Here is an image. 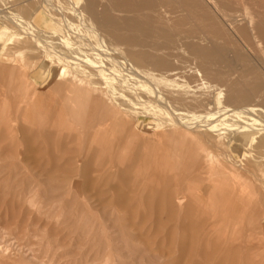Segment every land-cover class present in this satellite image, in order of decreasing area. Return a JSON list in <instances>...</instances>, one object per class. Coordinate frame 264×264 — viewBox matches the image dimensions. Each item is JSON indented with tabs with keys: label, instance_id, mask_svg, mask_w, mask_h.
Segmentation results:
<instances>
[{
	"label": "rangeland",
	"instance_id": "rangeland-1",
	"mask_svg": "<svg viewBox=\"0 0 264 264\" xmlns=\"http://www.w3.org/2000/svg\"><path fill=\"white\" fill-rule=\"evenodd\" d=\"M70 1L72 3H70ZM70 1L69 0H0V56L4 57V60L0 61V122H1L0 124V264H183L186 261L188 262L186 264H194L195 261H196V264H204L205 262H207L205 264H220L219 262H217L215 258L222 257V251L225 252L226 247H227V246L222 247L223 249L225 248V250H223L222 248L220 249V247L218 246L219 244L221 246V244L224 243V242H219V243L217 242L218 240L220 241L221 235H219L218 237L219 239L217 238V241L215 242L216 243L215 247H213V245L211 246V244H207L206 249L203 250L204 253L201 251L199 252V250H197V247L194 244H193L194 246L192 250L191 248H188L186 246L183 247V245H187V243H182V241L180 240L181 239L180 235L182 234V231L176 230L175 228H173L170 231L169 229L166 230V226L164 225L154 224L152 221V214L149 212H147L146 214L145 211H141L142 213H144L145 217L141 215L142 217L140 216L138 219L137 218L133 219V217L128 213L129 211L128 209H124L121 206H119V203L123 201V198L114 194L113 192L112 193L108 192V187H109L108 184H110L109 182L116 181L118 183L119 181H117L118 178L115 177L116 175L114 173L112 174V171L115 170V167L111 166L108 162V157H109L108 148L109 147L106 149L107 151L103 148L104 147L103 139L105 137H108V135H110L111 133L113 132L115 133L117 130L115 127H113L112 116L104 114L103 106L106 104L113 106L111 101L114 98H115L114 100L116 101L117 99L122 98L128 101H131L132 104L134 103L133 104V116L139 114L140 112V114H146L147 116L149 115L150 117L153 114L155 115V112H157L156 116L153 115L154 118H150L149 120L153 121L151 119H154V120L156 119L155 121L158 122L157 125L159 126H156L153 129H151L148 132L149 134H152L158 130L166 128L164 123L162 124V120L160 118L161 111L162 112L165 111L169 117L176 118L180 123H185L193 127L199 126L200 124H203V123L210 122L209 121L210 117L212 118L211 120L217 122V124L219 125L218 126L215 125L216 126L215 129L217 127L219 128L218 130H215L214 132L203 128V129H200L199 132L197 131L196 133L184 135L185 146L180 147L177 150L175 149L176 152L171 150L170 145L168 146L169 143L166 142L162 145L161 147L162 149L160 150L159 154H161L162 156H165L164 161H169V159L167 158H169L171 155H175L172 157L175 159L176 165L178 164L177 169H178L179 175H181L184 171L188 169L192 170V167L194 165V161L188 157L189 144L203 139L204 138L203 136L213 135L216 131H222V129H220L221 128L220 125L223 126L225 124H232V123H237V122L239 123L240 121L243 120L241 118L245 119L246 115L244 114L245 116L242 117L241 115L240 116L232 115V114L228 115L227 113L223 112V110H221V105L220 104L218 105L217 101L214 99L215 90L205 92L203 97L206 100H209L211 102L208 106L205 107V110H203L202 108H201L202 110L199 108H193V106L188 101H186L185 98L183 99L182 96L178 95L175 92L172 93L170 96H168V98H166L164 101H159V100L157 101L156 97L154 98V96L152 97L151 94L144 93V91L146 90V85H145L146 83L149 85H152L155 88H160L162 86L161 87L163 88L162 92L164 91V87L166 89L169 87L167 85H164V83H168V81L164 82V80H159L158 73L161 72L159 74H162L164 70L163 69H162L163 71L161 69L148 70L147 72L153 73L154 75V78L152 77L151 79H149L151 76L150 77L147 75L145 76V74L142 75V73H140L139 71H135L134 72L135 74H134L133 73L134 70L133 71L131 70L132 72L130 71V69L132 68H129V71H130L129 73V71L127 70V67H130V66L127 65L125 62L121 63V61H118V65H119L118 66L117 62L114 59H112V58L117 57V55L114 52H111L110 50L111 47L108 45V43L106 44L102 42L103 39H105L104 41L106 42L108 40L106 39L107 37L104 35V33L100 34V33L95 32L96 28L94 24L89 20L88 16H86L87 14L82 12L77 7L78 4L73 3L72 0ZM123 1L124 0H113V2H123ZM132 1L133 0H127V2H132ZM228 1L217 0L219 5L235 10L237 12V15L240 17V18L238 17V19L240 20L242 19V21L244 19L247 21L248 18L252 16L253 20H257L260 18V20L264 22V0L263 1L259 0V3L256 0H245V1L241 0L244 2H241L240 0H228ZM106 2L107 1L105 0H95L96 9L98 11L101 10V7L99 5L106 4ZM143 2L148 3L149 1L148 2L143 1ZM17 3L21 5L25 3L28 5L30 4V6L28 7L29 11L24 12L25 14H22L23 12L19 9L20 7L16 5ZM70 5L75 6L77 9L73 8ZM250 6L252 8H249ZM45 7L46 9L44 11L43 9ZM17 8L18 10L16 12ZM74 9L76 10L74 11ZM253 9H254V12H253ZM243 10L245 12H243ZM34 11L39 14V17H38L39 20H37L36 22H33L32 19L30 18V14ZM72 11L76 15L72 13ZM79 12L80 14H77ZM238 13H241V16ZM4 14L6 15L3 16ZM120 14L126 15V16L133 15V13L129 11H125ZM183 14H185V12ZM79 15L82 16L83 19ZM240 20H238L236 24L234 23L230 24V26H228L229 24L228 25L226 24L225 26L223 22L221 23L216 22L215 24V28L221 32L220 33L221 36L215 38L214 43L217 42L216 45H220V44L222 45V43H224L223 45H228L229 42H230L229 44H232L229 47L230 49L228 48V46L227 47L225 46L224 53L225 52L226 53L224 54V57L226 58V60L215 64V69H219L223 71L225 73L223 74L224 76L220 78H215V77L209 78V80L212 82L213 85H217V87H220V88L225 87V90H223L224 93H226V90L227 91L229 90V87L232 84V82L237 80L236 78H238L237 73L236 74L233 73V70L239 71L240 67L241 69L244 67V63H242L240 60L238 61L236 60L237 61L236 62L233 59L235 53H239V54L245 53L243 56H245L247 60V65H249L250 67H254L255 70L258 71V74H260L259 76L262 77L264 81V63H263L264 60L260 58L261 51L253 43L249 35V32L247 30L239 29L241 25V23L239 24ZM245 20L243 22H245ZM88 25H89V28H88ZM231 26L233 29L231 28ZM90 29H91V32L89 31ZM92 31L94 32V34ZM24 33L26 35L30 33L31 35L26 36ZM32 33H35V34H32ZM237 33H239V35H236ZM20 34L21 36H18ZM22 35H25L26 38H24L25 36L22 37ZM19 37H22L23 39ZM33 38L35 40L34 42H33ZM40 38L41 40H45L46 42L44 41V43L42 44L43 41L40 42ZM219 41L220 42L222 41V43H220ZM226 41H228L227 44H226ZM23 43L24 45L26 44L25 46H28V45L29 46L25 48ZM35 43H37L36 47L34 46ZM91 44H92V47H91ZM33 48L37 52L33 50ZM95 48L97 49L95 50ZM105 48L106 49L108 48V49L104 50ZM83 49L84 50L87 49V50L84 51ZM89 49L90 50L93 49L94 51H96V55L95 53H93L94 51H89ZM233 49L235 50L233 51ZM236 49L238 50V52L236 51ZM39 51L40 53H38ZM105 51H107L108 53ZM240 51H242V53ZM262 51L264 52V43L262 44ZM73 52L75 53L73 54ZM231 52L233 55L231 54ZM36 53L39 56H37ZM98 53H101V54H98ZM107 54H108V58L114 61L108 60L106 57ZM250 56H252L253 58H251ZM229 58H230L231 63L229 62ZM52 59H55V61ZM25 61H27L28 63ZM94 61H95V64H94ZM112 62L113 64L111 65L110 63ZM119 62L121 65L119 64ZM63 63L66 65H64ZM74 63L76 64L74 65ZM81 63L82 64L88 63V65L85 66L83 64V66H81L82 65ZM101 64L104 67H102ZM220 64H221V67H220ZM227 64L229 65L225 68V65ZM90 65H94V66H91V68L88 69ZM181 65H183L182 71L184 70L183 71L184 73L182 74L181 77L178 78V80H176V82L185 84L184 86L186 88L190 90H194L195 93L196 91L197 93L201 92V90L200 91L197 90L198 88H201L203 90L207 89L205 84L200 83L198 78L192 77V75L188 73V71H186L189 68L188 63H182ZM190 65L191 66L197 65V62L190 64ZM230 65L231 67L229 68ZM120 66L122 67L124 66L122 70ZM77 67H79V69ZM67 68H69V70ZM97 68L98 70L103 68L104 72L102 73L103 69H101L102 71L100 70L101 72L100 71L97 72L96 71ZM31 70H32L31 72L32 74L36 70L37 72L36 76L38 77H40L41 75H44L46 80L43 79V81H38L39 80L38 77H35L34 75L32 77H29ZM51 70H53L54 72V77H50ZM90 70H93V71H90ZM62 71H65L64 76H62L63 75ZM80 71L82 74L80 73ZM94 71L96 73H94ZM76 72L77 74L75 75ZM91 72L94 73L95 75L92 74L93 75L92 77L84 76V73L86 75L88 74L91 75ZM155 72L157 74H154ZM131 73L133 74L131 75ZM70 74L71 76H74L77 79L79 78L83 79V83L79 87L84 86L86 89H89L90 86L88 83H93V81L96 82L94 83L95 86L97 85V83H100V86L101 84H103L102 85L103 88L98 86L99 84L96 86L95 88L96 91L93 93L94 98H92L93 95H91L90 98L88 97L89 99L86 102L84 100H82L81 102H78V100L75 101V104H74L75 106L79 107L80 105H82L80 106L82 108V111L77 114L70 113L69 111V107L73 105L72 101L74 99L73 97L75 94L74 89L77 88L76 81H72L69 79L71 77ZM81 75L86 77L85 78L86 81ZM133 75L134 76L136 75V77H133ZM94 77L95 78L97 77V78L95 79ZM163 77L167 78L166 76H163ZM128 79H130L131 81H129ZM146 79L147 80L149 79V80L146 81ZM242 80L244 81V79ZM136 82H138L139 84ZM132 84H134V86ZM241 84L244 85L243 86L244 88L247 87L246 85L247 83H241ZM53 87H55V89ZM105 87H107L106 89L109 94L106 92ZM142 87H145L144 88L145 90L141 89ZM69 90L70 91L73 90L72 94L73 93L74 94L72 96ZM127 90H129L128 91L129 93L127 92ZM64 94L66 95L63 97ZM37 95H38V98H37ZM112 95L114 96V98H112L113 97ZM34 98H37L39 99V101H41L40 104L42 103V106L44 107V108L42 107L43 111H46L47 117L45 119L42 118L43 117L42 115H44L43 111L40 112L38 115L39 117H37L36 115L37 112H36L34 114V122H33L34 126H31L29 124L23 123L22 118H21V113L25 109V107H27L28 104ZM59 98H62V99L59 100ZM66 99L67 101L69 100L67 103V107L65 106V104H63V102H65ZM70 99H71V102H70ZM53 100L54 102H52ZM96 100L99 102H93ZM9 102L11 105L10 104L8 105ZM88 102L89 103L93 102V103L91 105V104H88ZM88 106H91V108H89ZM162 108L164 109V111ZM9 109L11 112L9 111ZM87 109L88 110L90 109V113L93 111L94 112L90 114ZM218 109H220L221 111L219 112ZM19 110L21 111L20 113H19ZM87 112L89 113V116H87L88 114ZM221 112L224 113L223 117H225V114H226V117L228 119L226 117L225 118L227 120L225 118H222ZM61 113L65 115L62 114V116H60ZM209 113H213L214 116ZM54 114L56 116H54ZM254 114H258V115H254ZM254 114L248 115L246 119L244 120V121L247 120L250 124L251 122L252 124L254 123L253 125L251 124L253 127L255 125V121L258 122L257 119H260V121L264 119L261 113L255 112ZM218 115H220L222 119L218 118L220 117ZM231 115L235 116L233 118L237 122H235V120L233 121V118ZM67 117L69 118L67 119ZM236 118H239V119H236ZM86 119L88 120L86 121ZM98 119L99 121H97ZM224 119L226 120V122L229 120L230 123L229 122L226 123ZM44 120L47 123L48 127L46 129L40 130L38 126ZM90 121L91 122L93 121V123L95 121L97 122H95L94 124H91ZM159 121H160V124H159ZM220 122L222 124H220ZM51 123L52 124L57 123L58 128L57 127L56 128L58 130H55L56 129L55 127L52 128ZM142 123L150 124L148 122V119ZM2 124H5V126ZM85 125L86 126L88 125L87 127H89V129ZM84 126L87 128V130L85 129ZM19 127H21L22 129H20ZM65 128L67 130L70 129L72 131L75 130L79 132L81 136L80 140L78 141L79 144L81 145V147L91 145L92 149L94 150V155L96 156L98 154L100 155V152L103 150L100 155V157L101 156L103 157L102 160L101 158L96 161L92 160L91 161L92 163L89 166L91 169L87 168L85 165H82L83 164L82 157H80L78 162L75 163L73 161L74 157L70 152V149L72 148L73 144L75 145V142L72 140L71 131L69 130L70 132H67ZM226 129L227 127L223 130H226ZM82 130H84L85 132ZM56 131H57V134H59L60 140L62 142L60 146L59 144L54 143V135H51L50 137L48 135L49 132L56 133ZM143 131L144 130H142V132ZM172 131L174 130L172 129ZM92 132H95L97 134L96 136H98L99 140L96 143L89 144L90 143L89 140H90V136ZM174 132H177V131H174ZM229 132L230 130L227 129V132L225 131L224 136L228 137L230 134ZM82 133L84 136L82 135ZM143 133H146V131H144ZM38 134L39 135L42 134L41 135L42 137L38 136ZM252 134L256 136L253 137ZM252 134H251L252 139L250 137V134H249V137L248 135H245L243 136V140L234 144V146H236L238 149L237 150L238 154H240L241 163H245L246 161L249 160L248 154L252 152L250 150L253 148V145H254V143L252 142L256 141V140L254 141V138L255 139L259 138V136H257L259 134L258 133L256 134L255 130ZM43 137L44 139L42 140ZM31 138H33V140ZM82 138H84V140ZM9 140H11V142ZM25 140H28V141H25ZM44 140H46L48 143L46 141L44 142ZM224 140H226V138H224ZM82 141H84L85 144ZM26 143L27 145L25 146ZM40 144H43V145H40ZM166 144L167 146H164ZM27 146L29 147V150ZM31 150L32 152H30ZM64 152H67V153H64ZM45 154L47 155L44 156ZM252 155H253L252 158H254L255 161L256 160L259 161L257 155H255L254 153ZM178 156L180 157L179 160H178ZM221 156H222V153H218L219 160L224 161L223 163L226 165L227 169H229L230 171H234V170L239 171L242 176L245 175L244 179H248V183L251 185L247 188L248 194L242 195L241 192L234 191L235 193H234V196L232 197L233 201L236 202L237 205L239 206L243 205L245 207L244 208L245 211L243 213L244 214L243 220H246V221L243 223L244 230L241 233L242 237L245 239L243 240L244 242L241 241V245L242 247L243 246L247 247L245 248L246 250L243 251V254L241 252L242 249L240 251H236L235 253L236 257H235L234 263L235 264H241V263L242 264H264V245H262L264 244V239H263L264 237V228H263L264 227V218H263L264 217V204H261V203H264V201L262 200L264 198V195H263L264 193H261L264 191V188L263 186L261 185L259 186L258 183H255L253 181L255 179H258L264 173V168L263 169L257 168V167L250 168L249 172L250 173L252 172V173L250 174L248 172V174L250 175L249 176L247 175V173L245 174V170L243 168L241 170V168H238L237 166H233V164L229 163L227 159L226 161ZM61 157H64V158H61ZM46 161H48L50 164H48V162ZM66 161L69 163V165L67 164ZM54 163L55 164L57 163V165H55ZM70 163L72 166L70 165ZM106 164H109L108 167L110 168H107ZM54 166L56 169L53 168ZM103 166L105 167L104 168L105 171L102 168ZM99 168L102 169L101 171H103L102 176L104 180H106V183L105 181L100 182V180L97 178L99 177V175H95V174H99L98 171L102 174V172L98 170ZM111 168L112 169L114 168V169L112 170ZM85 169L87 170L85 171ZM84 171L86 172V174H84ZM77 172H78V175L76 174ZM254 172L256 173L253 174ZM84 175H86V177H84ZM88 175L92 176V179L94 180V181L90 180L92 181V184L89 181ZM161 177L162 176L160 175H155V179L157 181H160ZM252 184L257 185L255 186L260 189V190L258 189V192L260 193H258L257 191L255 192L253 191ZM94 185H96V187L93 188ZM50 186H52L53 188ZM29 187H30V190L28 189ZM95 188L104 190L105 194H103V196L101 195L98 196L96 194L94 195L93 190ZM26 189L29 191H27ZM89 193H92V194H89ZM256 194L258 195V197ZM259 195L261 196V199ZM238 198H240L241 200L240 201L237 200ZM207 200L208 199L203 200L204 202L203 204L205 205L206 203L205 206L208 205L205 209L206 211L204 210L205 214H203V217L206 219H210L213 213H217V209H219V211L216 216L220 215L221 210L219 206H214L215 207L214 209L213 205H210ZM261 200L262 202L260 203ZM253 201L255 202L253 203ZM130 204H132L133 206L132 208H134L136 205V200H132ZM207 208H208V211H207ZM117 215L119 217H114ZM120 215H123V216H120ZM207 215H209L210 217H208ZM128 217H132V218L129 219ZM163 217H164V213L161 214L160 218L163 219ZM114 218L116 219L119 218V219L114 221ZM93 219H95L96 221L94 220L95 221L94 222ZM110 221H113V222L111 223ZM144 221H145V224H144ZM93 222L96 225H94ZM233 223H235V221H232V224ZM112 224L113 225L116 224L115 225L116 227L112 226ZM102 226L103 227L105 226L104 229H102L103 228ZM117 226H120V228H118ZM232 226H234L233 228L236 229L235 225H232ZM252 226L254 228H252ZM113 229H115L116 231ZM118 229H121V230H118ZM235 229H232L231 227V229H229V232L230 230L231 232L235 231ZM248 231H250L253 235H251L250 232L248 233ZM169 232H171L172 234H170ZM246 233L249 234V236L251 235V238ZM170 235L171 237H168ZM254 238L255 239L257 238V239L254 240ZM257 240H259L260 242L257 243ZM236 243L237 242H235V244ZM259 243L261 244V246L259 245ZM190 245L192 246V244ZM212 247L213 248L219 247V249L215 250ZM260 247L263 249H261ZM189 249H190V253H188ZM232 249H233V246L231 245L229 250L232 252L234 250ZM254 249L255 250L257 249V250L255 251ZM259 250L262 256L259 254ZM193 251H194V254H193ZM208 251L210 253L209 255L211 256L213 253V256H212L213 258L211 256L209 257L207 253ZM187 253L188 255L193 254L196 256L194 258L195 261L193 263L192 261L194 260L193 259L194 256L193 255L190 256L193 259V260H190L191 258L186 257ZM206 253H207V256H205ZM241 254L243 255V257ZM198 255H201L202 257ZM185 258L187 259L186 261L184 260ZM201 258L205 259L204 262H203V259ZM222 258H220L221 259L220 261L222 262L221 264H234V263H231V260H229L230 258L229 259L226 258L227 260L222 259ZM240 260H241V263H240Z\"/></svg>",
	"mask_w": 264,
	"mask_h": 264
},
{
	"label": "bare ground",
	"instance_id": "bare-ground-1",
	"mask_svg": "<svg viewBox=\"0 0 264 264\" xmlns=\"http://www.w3.org/2000/svg\"><path fill=\"white\" fill-rule=\"evenodd\" d=\"M72 1L75 4H78L77 7L82 12L87 14V15L86 14L85 15L88 16L89 20L94 24V26L96 28L95 32L100 33V34L104 33V35L107 37V38L106 37L105 38L108 40L105 42L104 41L105 39H103L102 42H104L106 44L108 43V45L111 47L110 48L111 52H114L117 55V57L112 58L117 62V65H118V61H121V63L125 62L127 65L130 66V67H127V65H126L128 71H129V68H132V69H130V71L134 70L133 73L135 71H139L140 73H142V75L145 74V76L146 75L149 77L151 76L149 79H151L152 77L154 78V75H153V73L147 72L148 70H158V69L164 70V72L162 74H159V73H161V72H159L158 76H159V80H164V82L168 81V83H164V85L169 86L167 89L164 87V91L166 93L164 91L162 92V90H163V88H161L162 86L160 88H155L152 85H149L146 83L145 84L146 90L144 89L145 87L141 88V89H144L146 91L145 92L143 90L144 93L151 94L152 97L154 96V98L156 97L157 101L158 100L164 101L166 98H168V96H170L172 93L175 92L178 95L182 96L183 99L185 98V100L188 101L193 106V108H199V109L202 108L203 110H205V107L208 106L211 102L209 100H206L203 96H204L205 92L215 90L214 99L217 101L218 105L219 104L221 105V110H223V112L227 113L228 115L229 114L237 115V116L241 115L242 117L246 115V117H247L248 115H252L255 112H259L262 114V117H264V81H263V78L259 76L260 74H258V71H256L254 67H250L249 65H247V60H246L245 56H243L245 53H243V54L235 53L234 54L233 59L235 61L240 60L242 63H244V67L242 69L240 67L239 71L233 70V73H235V74L237 73L238 78H236L237 80L232 82V84L229 87V90L228 91L226 90V93H224V91H223V90H225V87H223L224 89L221 87L222 88L221 89L220 87H217V85H213L212 82L209 80L210 77L220 78V77L224 76L223 74H225V73L223 71H221L219 69H215V64L218 62L226 60V58L224 57V54L226 53V52L224 53L225 46L226 47L228 46V48H229L230 45H232V44H229L230 42L228 43V45H223L224 43H222V41L221 42L219 41L220 43H222V45L221 44L216 45L217 42L214 43L215 38L221 36V34H220L221 32L215 28V24H216V22L217 23L223 22V24H225V26H226V24L227 25L229 24L228 26H230V24H233V23L236 24L238 22V20H240V19H238L239 16L237 15V12L235 10H232V9L227 8L225 6L219 5L217 0H133L132 2H127V0H124L123 2H113V0H105V1H107L106 4L99 5L101 7V10H99V11L96 9L95 0H72ZM143 1H145V2L149 1V2L144 3ZM226 1H228V0H226ZM244 1H241V2H244ZM256 1H258V3H259V0H256ZM108 2H109V4H108ZM22 3H24V2H22ZM70 3H72V2L70 1ZM16 5L18 7H20L19 9L23 12L22 14H25L24 12L29 11L28 7L30 6V4L28 5L25 3V4L21 5V4L17 3ZM237 5H239V4H237ZM70 6H72L73 8H76L73 5H70ZM247 6H248V4H247ZM242 7H243V5H242ZM249 8H252V7L250 6ZM45 9H46V7L43 10L45 11ZM71 9H70V11H71ZM76 9H74V11ZM17 10H18V8L16 9V12H17ZM31 10H30V12H31ZM249 10H251V9H249ZM35 11L32 12L31 14L29 13L30 18L32 19L33 22H36L37 20H39V18H38L39 14L36 13ZM125 11L132 12L133 15L132 16H126V15L120 14V13L125 12ZM184 12H185V14H183ZM243 12H245V11L243 10ZM253 12H254V9H253ZM72 13H74V12L72 11ZM77 14H80V12ZM238 14H240V16H241V13H238ZM5 15L6 14H4L3 16H5ZM18 16H20V15H18ZM80 17H82V16H80ZM84 18H85V16H84ZM255 18H256V16H255ZM82 19H83V17H82ZM240 21H239V24L241 23V25H240L239 29L240 30H247L249 32V35H250L253 43L261 51V57L260 58H262L264 60V52L262 51V44L264 43V22L262 20H260V18L257 20H253L252 16H250L247 21L245 20V22H243L242 19ZM23 22H24V20H23ZM26 26H28V25H26ZM88 28H89V25H88ZM231 28H232V26H231ZM91 29H93V28H91ZM91 29L89 30L90 32H91ZM26 30H28V29H26ZM32 34H35V33H32ZM93 34H94V32H93ZM25 35H22V37H24ZM27 35H31V34L28 33ZM102 35H100V36H102ZM236 35H239V33H237ZM18 36H21V34ZM26 36L24 38H26ZM22 37H19V38H22ZM79 37H81V36H79ZM93 37H95V36H93ZM34 41L35 40L33 38V42ZM41 41H43L42 42V44H43L45 40H41V38H40V42ZM79 41H80V39H79ZM227 42L228 41H226V44H227ZM36 44L37 43H35V45H34L35 47H36ZM23 45H24V43H23ZM28 46H25V48ZM91 47H92V44H91ZM104 47H106V46H104ZM233 47H234V45H233ZM34 48H33V50L36 49V48L35 49ZM41 49H43V48H41ZM96 49L97 48H95V50ZM99 49H100V47H99ZM107 49L105 48L104 50H107ZM247 49H249V48H247ZM74 50H76V49H74ZM86 50L87 49H85L84 51H86ZM234 50L235 49H233V51ZM44 51H46V50H44ZM89 51H94V50L89 49ZM231 51H232V49H231ZM236 51L238 52L237 49H236ZM105 52H107V51H105ZM108 52H109V50H108ZM228 52H229V50H228ZM240 52L242 53V51H240ZM38 53H40V51ZM74 53L75 52H73V54ZM93 53H95V55H96V51H94ZM98 54H101V53H98ZM231 54H232V52H231ZM37 56H39V55L37 54ZM106 57L108 60H110L108 58V54L106 55ZM250 57L253 58L252 56H250ZM60 59H62V58H60ZM78 59H79V57H78ZM107 59H106V61H107ZM247 59H248V57H247ZM2 60H4V57L0 56V61H2ZM52 60L55 61V59H52ZM114 60H112V61H114ZM25 62H27V61H25ZM195 62H197V65H194V66L190 65V64H193ZM229 62L231 63L230 58H229ZM52 63H53V61H52ZM99 63H101V62H99ZM182 63H188L189 68L186 71H188V73H190L192 75V77L198 78L200 83L205 84L207 89L203 90L201 88H198L197 90H199V91L201 90V92L197 93V91H196V93H195L194 90H190V89L186 88L184 86L185 84L176 82V80H178V78L181 77L182 74L184 73L183 72L184 70L182 71V69H183L182 66L184 64L181 65ZM34 64H32V65H34ZM75 64L76 63H74V65ZM83 64L81 66H83ZM94 64H95V61H94ZM102 64H101V66H102ZM110 64L112 65L113 62ZM119 64H120V62H119ZM64 65H66V64H64ZM84 65L85 66L88 65V63L87 64L85 63ZM228 65L229 64L225 65V68ZM231 65L229 66V68L231 67ZM245 65H247V66H245ZM91 66H94V65H90V67L88 66L89 68L88 67L87 68L90 69ZM240 66H242V65H240ZM102 67H104V66H102ZM120 67L122 70L123 67L122 66H120ZM220 67H221V64H220ZM77 68L79 69V67H77ZM94 68H93V70H94ZM67 69L69 70V68H67ZM101 69H103V68H101ZM93 70H90V71H93ZM100 70H98V68L96 69L97 72ZM237 70H238V68H237ZM81 71H80V73H81ZM130 71H129V73H130ZM31 72H32V70L30 71V76L28 75L29 77H32L33 75L35 77H38V76H36V73H37L36 70L33 74ZM103 72H104V69H103L102 73ZM112 72H113V70H112ZM116 72H117V70H116ZM50 73H51V75L49 74L50 77H54L53 70H51ZM64 73H65V71H62V74H63L62 76H64ZM94 73H96V72L94 71ZM94 73L91 72V75L90 74L86 75L84 73V76H86V77L91 76L92 77L93 76L92 74H94ZM133 73H131V75ZM5 74H7V73H5ZM66 74H67V72H66ZM76 74H77V72L75 73V75ZM122 74H123V72H122ZM154 74H157V73L155 72ZM72 75H73V73H72ZM59 76H61V75H59ZM70 76H71V74H70ZM81 76L84 79L86 78L83 75H81ZM163 76H166L167 78H164ZM91 77H89V78H91ZM118 77H120V76H118ZM133 77H136V75L135 76L133 75ZM129 78H131V77H129ZM38 79H39L38 81H43V79H45V76L41 75L40 77H38ZM69 79L72 81H76V83H77L76 84L77 88L74 89L75 94L73 93L74 94V97H73L74 99L72 101L73 105L69 107V111H70V113H74V114L76 113L77 114V113L82 111V108L80 107L82 105H80L79 107L75 106L74 105L75 101H77V100H78V102H81L82 100H84L85 102L88 101L90 96L93 95V93L96 91V89H95L96 86L98 84H99L98 86H100V83H97L96 86L94 84L96 82H94V81H93V83H88L90 87H89V89H86L84 86L79 87L83 83V79H81V78L77 79L74 76H71ZM115 79H117V78H115ZM242 79H244V81ZM87 80H89V79H87ZM128 80L131 81L130 79H128ZM148 80L146 79V81H148ZM155 80H156V78H155ZM85 81H86V79H85ZM90 81H92V80H90ZM100 82H101V80H100ZM154 82H156V81H154ZM65 83H66V81H65ZM136 83H138V82H136ZM241 83H247L246 84L247 87L244 88L243 87L244 85ZM56 84H58V83H56ZM66 85H67V83H66ZM102 85L103 84H101L100 87H102ZM105 85H106V83H105ZM132 85L134 86V84H132ZM53 88L55 89V87H53ZM102 88H100V89H102ZM106 88L107 87H105V89ZM133 88H132V90H133ZM102 90H104V89H102ZM129 90H127V92ZM64 91H65V89H64ZM72 92H73V90L70 91L71 96L73 95ZM106 92H107V89H106ZM136 93H137V91H136ZM113 94H115V93H113ZM65 95L66 94H64L63 97ZM103 96H105V95H103ZM109 96H111V95H109ZM22 97H24V96H22ZM37 98H38V95H37ZM37 98H34L28 104V106L25 107V109L22 111L21 118H22L23 123L34 126V123H33L34 122V114L37 112L36 115H37V117H39L38 116L39 113L43 111L44 107L42 106V103L40 104L41 101H39V99H37ZM92 98H94V95ZM112 98H114V96ZM57 99H58V97H57ZM60 99H62V98H59V100ZM71 99H70V102H71ZM113 100L111 101L113 106H110L107 104L104 105L103 106V112L105 115H111L112 116V118H113L112 124H113V127H115L117 131L115 133L114 132L111 133L110 135H108V137H105L103 139V141H104L103 142V144H104L103 148L106 150L109 147L108 148L109 149L108 162L111 166L115 167V170L112 171V174L114 173L116 175L115 177L118 178L117 181H119L118 182L119 185L116 181H112V182L110 181L109 182L110 184L107 183L109 186L108 192H111V193L113 192L114 194L123 198V201H121V203H119V206H121L124 209H128L129 210L128 213L133 217V219H135V218L138 219L141 215H143L145 217L144 213L141 212V211H145L146 214H147V212L152 214V221L154 224L164 225V226H166V230L169 229L171 231L173 228H175L176 230L182 231V234L180 235L181 236L180 240L182 241V243H187V245H183V247L186 246L188 248H191V250H192L193 246L195 245L197 247V250H199V252L200 251L203 252V250L206 249L207 244H211V246L213 245V247H215L216 246L215 242L217 241V238L219 237V235H221L220 241L218 240L217 242L218 243L224 242V243L221 244V246H220V244L218 246L220 247V249L224 246H227L228 249H227V247H226V250H225V248L224 249L222 248L223 250H225V252L222 251V257L223 258L220 257L221 255L219 257L222 259H226V258L229 259L230 258L229 260H231V263H234L235 257H236V255H235L236 251H240L242 249L241 252L243 254V251L246 250L245 248H247V247L243 246L244 247V249H243V247L241 245V241L244 242L243 240L245 239L241 235L242 231L244 230V227H243L244 224L243 223L246 221V220H243L244 219L243 213L245 211V209H244L245 207L243 205H240V206L237 205V203L233 201L232 197L234 196V193L236 191L241 192L242 195L248 194L247 188L251 185L248 183V179H244L245 175L242 176L239 171H235V170L230 171L229 169H227L226 165L223 163L224 161L219 160L218 153H222L221 157H223L225 160L227 159L229 161V163L233 164V166H237L238 168H241V170L243 168L245 170V174L247 173V175H249L248 172L250 171V168L257 167V168L263 169L264 168V119L261 121H260V119H257L258 122L255 121V125L253 127L252 125L254 123L252 124V122H251V124H252L251 125L247 120L244 121L246 119V117H245V119L240 117L243 120L238 123L233 118L235 116L231 115L233 118V121L235 120V122H237V123H232V121H231L232 124H225L223 126L220 125V127H221L220 129H222V131H216L213 135L203 136V134H202V136L204 137L203 139L189 144L188 157L194 161V165L192 167V170L188 169V170L184 171L181 175H179L178 169H177L178 164L176 165L175 159L172 157L175 155H171L170 156L171 158L170 157L167 158V159H169V161H164L165 156H162L161 154H159L160 150L162 149L161 148L162 145L167 142V143H169L168 146L170 145L171 150L175 151V149L177 150L180 147L185 146L184 135L196 133L197 131L199 132V130L203 129V128H205L206 130L214 132L215 130H218L219 127H217L216 129H215V127L218 126L219 124H217V122L211 120L212 118L211 117L209 118V116H208V118L210 119L209 120L210 122L203 123L200 125L198 124L199 126L193 127V126L185 124V123H180L176 118L169 117L166 114V112L164 111V109L162 108L164 112L161 111V113H160L161 117L160 118L162 120V124L164 123L166 128L158 130L152 134H149L148 132L151 129H153L156 126H159V125H157L158 122L155 121L156 119L155 120L151 119L154 122L149 120L150 118H154V116H156L157 112H155V115L153 114L154 116L152 115L153 117L152 116L149 117V115L147 116L146 114H140V112H139V114L133 116V104L134 103L132 104L131 101H128V100L122 99V98L117 99V101L116 100L113 101ZM68 101L66 99L65 102H63V104H65L66 107H67ZM52 102H54V100ZM78 102H77V104H78ZM93 102H99V101L96 100ZM92 103L88 102V104H91V105H92ZM9 104H10V102L8 103V105ZM94 104H96V103H94ZM55 105H56V103H55ZM96 106H98V105H96ZM66 107H64V108H66ZM88 107L91 108V106H88ZM219 108H220V106H219ZM221 110L218 109L219 112ZM9 111H10V109H9ZM13 111H15V110H13ZM88 111L90 113V109ZM91 111H92V109H91ZM20 112L21 111L19 110V113ZM93 112H91V113H93ZM43 113H44V115H42L43 116L42 118L45 119L47 117V113H46V111H43ZM89 113L87 114V116H89ZM213 113H209V114H212L214 116ZM62 114L63 113H61L60 116H62ZM221 114H222L221 115L222 118L226 117V114H225V117H223L224 113L221 112ZM63 115H65V114H63ZM254 115H258V114H254ZM54 116H56V115L54 114ZM79 116H80V114H79ZM81 116H83V115H81ZM218 116H220V115H218ZM221 116L218 118L222 119ZM68 118L69 117H67V119ZM86 118H88V117H86ZM141 118H143V119H141ZM145 119L146 120L148 119V122L150 124H146L147 122L142 123V122L146 121ZM236 119H239V118H236ZM53 120H54V118H53ZM87 120L88 119H86V121ZM143 120H145V121H143ZM224 120H223V122H224ZM226 120H225V122H226ZM97 121H99V119ZM97 121H95V122H97ZM207 121H208V119H207ZM54 122H55V120H54ZM60 122H62V121H60ZM228 122H229V120L226 123H228ZM259 122H261L262 124ZM8 123H10V122H8ZM94 123H93V121L91 122V124H94ZM0 124H1V122H0ZM84 124H86V123H84ZM159 124H160V121H159ZM220 124H222V123L220 122ZM2 125L5 126V124H2ZM146 125H148V126H146ZM250 125H251V127H250ZM38 127L40 128V130L41 129L43 130V129H46L48 127V125L44 120V121H42V123L39 124ZM51 127L52 128L53 127L58 128L57 123L56 124L53 123L51 125ZM86 127H85L86 130H87V128L89 129V127H87V128ZM226 127L228 130H230V132H229L230 134L228 137L224 136V133H225V131L227 132V129L226 130H223V129H225ZM19 128L22 129L21 127H19ZM57 128L55 130H58ZM172 129L174 131H177V132L172 131ZM15 130H17V129H15ZM69 130L70 129H68L67 132L71 131L72 140L75 142V145L73 144L74 146L72 145V148L71 149L69 148L71 154L74 157L73 161L75 163H77L79 158L82 157V162H83L82 165H85L87 168H90L89 166L92 163L91 162L92 160L96 161V160H99L100 158L102 160L103 157L102 156L100 157L101 152L103 151L102 149H101L102 151L100 152V155L99 154L97 156L94 155V150L92 149L91 145L81 147V145L79 144L78 141L81 138L79 132H77L75 130L74 131H72V130L69 131ZM84 130H82V131H84ZM142 130L146 131V133H143L144 131L142 132ZM254 130H255L256 134L257 133L259 134V135H257V136H259V138H256V139L254 138V141L255 140L256 141L252 142V143H254V145H253V148L250 150L252 152H250L248 154L249 160L246 161L245 163H241L240 162V154H238V152H237L238 149L236 146H234V144L243 140V136H245V135H248V137H249V134H250V137L252 139V135H253L252 133L254 132ZM88 131H90V130H88ZM83 133H82V135H83ZM41 135L38 134V136H41ZM48 135H49V137L51 135H54V143L59 144V146H60V144L62 142L60 140L59 134H57V131H56V133L49 132ZM96 135L97 134L95 132L91 133L89 144H93V143L98 142L99 139H98V136H96ZM254 136H256V135H253V137ZM224 138H226V140H224ZM31 139L33 140V138H31ZM35 139H36V137H35ZM43 139H44V137L42 138V140ZM82 139L84 140V138H82ZM9 141L11 142V140H9ZM25 141H28V140H25ZM45 141L46 140H44V142ZM23 142H24V140H23ZM74 142H72V143H74ZM82 142L84 143V141H82ZM26 145H27V143L25 144V146ZM40 145H43V144H40ZM164 146H167V144ZM27 147H26V149H27ZM99 148H100V146H99ZM69 149H68V151H69ZM241 149H243V148H241ZM28 150H29V147H28ZM37 151H35V152H37ZM181 151H183V150H181ZM30 152H32V150ZM64 153H67V152H64ZM163 153H164V151H163ZM181 153H180V155H181ZM253 153L255 155H257L259 161H257V160L256 161L258 163L254 160V158H252ZM46 155L47 154H45L44 156H46ZM103 155H104V153H103ZM73 157H71V158H73ZM61 158H64V157H61ZM67 158H68V156H67ZM179 158L180 157L178 156V160H179ZM47 160H48V158H47ZM46 162H48V161H46ZM99 163H100V161H99ZM48 164H50V163L48 162ZM67 164L69 165L68 162H67ZM109 164H106L107 168H110V167H108ZM55 165H57V163ZM70 165H71V163H70ZM53 168L56 169L55 166ZM96 168H98V167H96ZM102 168L104 170L105 167L103 166ZM107 168H106V170H107ZM86 170L87 169H85V171ZM98 170L101 171L102 169L99 168ZM85 171H84V174H86ZM259 171H260V169H259ZM101 172H102V174L98 171L99 174H95V175H99V177H97V176L96 177L100 180V182L105 181V183H106V180H104V178L102 176L103 171H101ZM95 173H97V172H95ZM255 173L256 172H254L253 174H255ZM76 174L78 175V172ZM253 174H252V176H253ZM263 174L258 179H255V180L252 179V180L255 183H258L259 186L261 185L264 188V176H263ZM155 175L162 176L160 178V181H157L155 179ZM84 177H86V175H84ZM111 177H113V176H111ZM88 178H89V181L93 180L92 176H89ZM101 179H102V181H101ZM90 182L92 184V181H90ZM255 185L256 184H254V185L252 184L253 191L258 192L259 188L256 187L257 185L256 186ZM50 187H52V186H50ZM94 187H96V185H94L93 188ZM28 189L30 190V187ZM29 190H27V191H29ZM93 191H94V195L96 194L98 196L99 195L103 196V194H105V191L102 189H99V188H95ZM33 193H34V191H33ZM258 193H260V192H258ZM261 193H264V191ZM89 194H92V193H89ZM30 197H31V195H30ZM257 197H258V195H257ZM117 199H119V198H117ZM204 199H208L207 200L208 203L210 205H213V207L219 206V208L221 210V214L216 216L218 214V211H219V209L216 208L217 213L212 214L210 212L212 214V217L210 219L204 218L203 217V214H205L204 210L208 206V205L205 206L206 203H205V205L203 204ZM260 199H261V196H260ZM132 200H136V205L134 208H132L133 206H132V204H130V202ZM237 200L240 201L241 199L238 198ZM262 200L264 201V198ZM262 200L260 201V203L262 202ZM254 202L255 201H253V203ZM256 203H257V201H256ZM261 204H264V203H261ZM214 209H215V207H214ZM207 211H208V208H207ZM162 213H164L163 219L160 218ZM211 214H210V216H211ZM120 216H123V215H120ZM207 216L210 217L209 215H207ZM260 216H261V214H260ZM114 217H119V216L117 215ZM132 217H128V218L130 219ZM118 219L119 218H117V219L114 218V221L118 220ZM94 220L95 219H93V221ZM232 221H235V223L232 224ZM259 221H260V219H259ZM91 222H92V220H91ZM110 222L112 223L113 221H110ZM144 224H145V221H144ZM260 224H262V223H260ZM94 225H96V224L94 223ZM115 225L112 224V226H115ZM232 225H235L236 229L233 228L234 226H232ZM88 226H90V225H88ZM106 226H108V225H106ZM104 227L102 229H104ZM110 227H111V225H110ZM117 227L120 228V226H117ZM122 227H121V229H122ZM231 227H232V229H235V231L231 232V230H230V232H229V229H231ZM92 228H93V226H92ZM252 228H254V227L252 226ZM121 229H118V230H121ZM113 230H115V229H113ZM259 230H260V228H259ZM122 231H124V230H122ZM249 232L250 231H248V233ZM121 233H123V232H121ZM169 233L172 234L171 232H169ZM250 234L253 235L251 232H250ZM247 235L249 236V234H247ZM251 235L249 236L250 238H251ZM168 237H171V235ZM256 239L254 238V240H256ZM263 239H264V237H263ZM259 240H257V243L261 241V240L260 241ZM235 242H237V243L235 244ZM233 243H234V245H233ZM190 244H192V246ZM248 244H250V243H248ZM231 245L233 246L234 250L233 249L232 250L234 252L233 251L231 252L229 250ZM259 245L261 246L260 243H259ZM262 245H264V244H262ZM219 247L213 248V249L216 250V249H219ZM261 249H263V248H261ZM184 250H185V248H184ZM260 250H259V254L261 253ZM194 251H193V254H194ZM210 251H212V250H210ZM196 252H198V251H196ZM212 252H214V251H212ZM188 253H190V249H189ZM188 253H187L186 257L191 258L190 256H192L193 254L188 255ZM207 253H208V255L210 254L209 251ZM207 253L205 254V256H207ZM215 253H216V251H215ZM260 255L262 256V254H260ZM146 256H148V255H146ZM193 256H194L193 257V259H194L196 256L195 255H193ZM198 256L202 257L201 255H198ZM210 256L211 255H209V257ZM212 256H213V253H212ZM155 257H156V255H155ZM242 257H243V255H242ZM220 258L216 257L215 259L217 260V262H219L221 264L222 262L220 261L221 260ZM193 259L191 258L190 260H193ZM201 259H203V258H201ZM184 260L186 261L187 259L185 258ZM204 260L205 259H203V262H204ZM207 260H209V259H207ZM194 261H195V259L192 261V263ZM186 263H188V262L186 261L183 264H186ZM205 263H207V262H205ZM240 263H241V260H240ZM194 264H196V261Z\"/></svg>",
	"mask_w": 264,
	"mask_h": 264
}]
</instances>
